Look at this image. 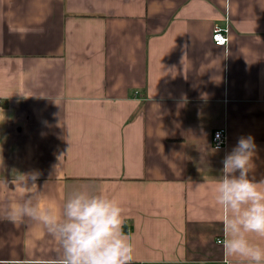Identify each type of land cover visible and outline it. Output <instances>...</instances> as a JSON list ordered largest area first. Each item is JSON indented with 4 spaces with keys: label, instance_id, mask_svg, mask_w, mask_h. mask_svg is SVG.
Listing matches in <instances>:
<instances>
[{
    "label": "crops",
    "instance_id": "crops-1",
    "mask_svg": "<svg viewBox=\"0 0 264 264\" xmlns=\"http://www.w3.org/2000/svg\"><path fill=\"white\" fill-rule=\"evenodd\" d=\"M241 136L259 182L264 0H0V261L61 255L41 224L7 218L38 172L41 208L59 214L80 189L116 200L132 264H242L215 199Z\"/></svg>",
    "mask_w": 264,
    "mask_h": 264
},
{
    "label": "clouds",
    "instance_id": "clouds-1",
    "mask_svg": "<svg viewBox=\"0 0 264 264\" xmlns=\"http://www.w3.org/2000/svg\"><path fill=\"white\" fill-rule=\"evenodd\" d=\"M256 153L254 137H239L224 156L215 181V199L225 213L221 220L224 255L238 257L242 264H264V247L249 239L252 234L264 239V179L257 182L249 175ZM39 176L38 172L24 175V199L10 208L7 218L13 223L27 218L41 224L59 242L61 255L48 261L0 264H132L135 250L123 231V209L116 200L80 189L66 199L58 214L34 202Z\"/></svg>",
    "mask_w": 264,
    "mask_h": 264
},
{
    "label": "built area",
    "instance_id": "built-area-1",
    "mask_svg": "<svg viewBox=\"0 0 264 264\" xmlns=\"http://www.w3.org/2000/svg\"><path fill=\"white\" fill-rule=\"evenodd\" d=\"M212 39L217 46H226L229 42L228 30L217 27L214 30ZM217 134H219V136ZM213 144H214V147L216 149H217V147L220 150L226 148V146H227V133H226L225 129L218 130V131L214 132ZM219 243H223V240H219Z\"/></svg>",
    "mask_w": 264,
    "mask_h": 264
}]
</instances>
